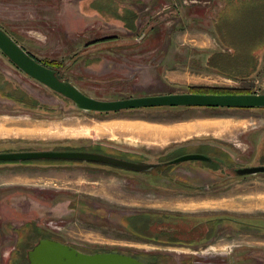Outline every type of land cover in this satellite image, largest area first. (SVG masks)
Segmentation results:
<instances>
[{
	"label": "rangeland",
	"instance_id": "1",
	"mask_svg": "<svg viewBox=\"0 0 264 264\" xmlns=\"http://www.w3.org/2000/svg\"><path fill=\"white\" fill-rule=\"evenodd\" d=\"M220 6L218 0H0V27L61 79L96 99L189 92L191 86L264 93V46L254 51L256 64L248 73L233 77L204 67L206 52L221 50L212 31ZM175 121L195 126L149 142L148 124ZM263 128L264 108L80 110L0 51V152L66 147L93 152L88 145L96 142L104 147L98 152L156 153L191 135L229 144L207 154L215 160L212 166L233 167L250 163L246 137ZM92 163L97 162L0 161V264H28L27 251L42 238L89 252L127 251L147 264H264V234L256 225L235 231L201 220V196L206 193L196 191L184 199L187 195L180 191L145 192L127 171ZM231 183L244 190L241 194L258 186V197L264 196V173ZM193 201L201 207L191 208ZM239 207L234 211L240 214L256 212L254 203ZM194 212L200 219L187 224L185 217ZM209 224L216 237L207 246L190 248L182 244L184 238L171 237L173 231L182 236L206 232ZM248 248L258 250L259 260L232 261V255Z\"/></svg>",
	"mask_w": 264,
	"mask_h": 264
},
{
	"label": "water",
	"instance_id": "2",
	"mask_svg": "<svg viewBox=\"0 0 264 264\" xmlns=\"http://www.w3.org/2000/svg\"><path fill=\"white\" fill-rule=\"evenodd\" d=\"M0 51L23 73L52 91L69 99L80 110L97 113L116 112L125 109L155 106H197L222 108H264V93H194L174 92L142 95L123 99L102 100L84 94L67 80L60 79L56 71L30 56L11 36L0 28ZM40 159L79 160L97 162L132 170H145L150 165L124 160L98 152L80 150H27L0 152V161H26ZM208 160L201 153L183 154L171 160L178 163L185 160ZM237 175L264 172V165L241 166L235 169ZM28 264H147L124 253H86L51 238H42L27 251Z\"/></svg>",
	"mask_w": 264,
	"mask_h": 264
},
{
	"label": "flooded vegetation",
	"instance_id": "3",
	"mask_svg": "<svg viewBox=\"0 0 264 264\" xmlns=\"http://www.w3.org/2000/svg\"><path fill=\"white\" fill-rule=\"evenodd\" d=\"M58 74V72H57ZM152 95V94H148ZM203 147V148H201ZM219 148L220 150H223L224 148H228L229 144H227L224 141H215L212 138H193V139H184L182 141H174L173 143H170L164 147H162V150L151 153L149 151L141 150V151H134L130 149H126L125 151L121 150H112L107 149L102 152H98L96 150H91L93 152L103 153L110 156H115L124 160L137 162V163H145L150 165L148 169H145L143 171H134V170H126L119 167L110 166L107 164H98V163H92L93 166H110L112 167V171H127L128 173L134 175L137 177L136 181L140 183L143 187H146L145 192H148V190H151L152 192H185L187 196L184 197V199H189L194 196H190L193 192H201L206 193L203 194L201 197H205L208 195V192H213L218 194V187L221 186L224 182H231L234 179L242 178L243 175H236L235 169L241 166H245L244 164L235 165L233 167L231 166H222V167H214L212 164L215 160L211 159L210 156H208L207 151H211L212 149ZM224 147V148H223ZM201 148V149H199ZM80 151H82L80 149ZM90 152V150H89ZM188 153H201L206 156H208V160H185L178 163H171L170 161L175 159L176 157L188 154ZM264 152L261 151V154ZM259 154V156L261 155ZM257 157L256 152L250 159V163H247L246 165H264V159L256 158L257 163H251L253 162V158ZM224 159V158H223ZM203 161V162H201ZM198 162V163H197ZM90 164V163H89ZM231 167V168H230ZM264 172L256 173V175L262 174ZM119 175V174H118ZM244 176H248L247 174ZM258 187V186H257ZM259 188V187H258ZM189 195V196H188ZM213 195V194H212ZM199 197V196H198ZM207 197V196H206ZM102 202V201H101ZM84 205L89 206V203H84ZM92 205V204H91ZM93 206V205H92ZM96 206H100L99 203L96 204ZM94 207V206H93ZM185 215V214H184ZM201 216V215H200ZM241 217H234L231 215L225 216L224 219H221L220 221L215 220L214 222L218 223L217 227L225 226L229 227L231 230L237 231L241 227H250V228H257L260 230V234H264V214L260 211H256L252 213L251 215H240ZM194 217L198 216H192V214H188L185 218V222L187 224H195ZM193 218V219H192ZM199 218V217H198ZM200 219V218H199ZM178 219L175 218L174 223H178ZM201 220L203 222H207L203 217H201ZM213 222V223H214ZM204 227V224H201ZM256 225V226H255ZM253 226V227H252ZM255 226V227H254ZM210 227L213 228V226L208 225L207 231L203 233L198 232H185L182 236L181 234H178L177 232H171V237L175 240L179 237L184 238L186 241H182V244L186 245L187 247H194V245H204L207 246L208 243L215 238L213 234L214 231L210 232ZM216 227L217 230H220ZM218 232V231H217ZM182 240V239H181ZM189 240H193L192 243H189ZM161 242V241H160ZM203 248V247H202ZM83 252L86 253H93L89 252L88 250H84ZM103 252V251H99ZM108 252V251H104ZM112 252H118V253H124L127 255H131L136 257L133 253L127 252V251H112ZM195 253V251H193ZM258 250L255 248H248L243 249L239 251V255H232L231 257L234 258L232 261L235 263L237 259L239 258H250L254 257L257 258ZM137 258V257H136ZM213 264H219L217 261Z\"/></svg>",
	"mask_w": 264,
	"mask_h": 264
},
{
	"label": "trees",
	"instance_id": "4",
	"mask_svg": "<svg viewBox=\"0 0 264 264\" xmlns=\"http://www.w3.org/2000/svg\"><path fill=\"white\" fill-rule=\"evenodd\" d=\"M213 27L215 34L226 47V50L223 52L214 51L208 55L206 54L204 67L219 74L233 77L237 76V74L248 73L250 71L249 69L253 68L254 64H256L254 51L264 46V0H226L224 8L213 21ZM26 52L37 60L31 53L28 51ZM39 62L49 68L52 67L41 61ZM56 75L58 76L57 71ZM189 89V92L194 93H248V90L243 91L244 89H240V91H229L217 87L191 86ZM88 147L97 151L104 148L103 144L96 142L89 143ZM58 150L70 149L66 147ZM47 160L61 161L56 159ZM58 241L62 242L61 240Z\"/></svg>",
	"mask_w": 264,
	"mask_h": 264
},
{
	"label": "crops",
	"instance_id": "5",
	"mask_svg": "<svg viewBox=\"0 0 264 264\" xmlns=\"http://www.w3.org/2000/svg\"><path fill=\"white\" fill-rule=\"evenodd\" d=\"M207 1H210V0H207ZM218 1L221 3L220 9H219V12H220L224 8V6L226 4V0H218ZM234 1H236V0H234ZM212 31H213V35H214V38H215L214 40L216 41V43L219 44L221 50H208L206 52L207 55L209 53H211V52H214V51L223 52L224 49L226 50V47L221 43V41L218 39L217 35L215 34V30H214L213 25H212ZM205 60L206 59H203V64H205ZM229 122L230 121H226V124H228ZM245 124L246 123H240L239 126L245 127L246 126ZM148 126H149V133L147 135V138L150 139L149 142L150 143H157L158 139L160 140L162 138H165V137L169 136L170 132L175 131L177 134H179V133H183V132L187 131V129H189V128H192V127L194 128L195 123H193V122L190 123L188 121H175V122L170 123V125H166V124H153V125H150V124H148ZM179 126H182V127H179ZM172 127H176V128L172 129ZM194 136H196V135H194ZM192 138L195 139V138H198V137H193V136L189 135V136H186L185 138H182L180 140H174V141H182L184 139L186 140V139H192ZM246 138H247L246 140H248L249 143L251 144L250 148H251V151H252V156H253V153H255V152H256V156H257V157H254L252 159L253 162H251V163H257L256 162V158L260 157L259 154H261V151L264 152V128L263 129H255V130L249 131V133H248ZM252 156H251V158H252ZM245 166H250V165L249 164L248 165L245 164ZM236 180L239 181V180H241V178L234 179L231 182H236ZM231 182H224L223 184H221V186L218 187V189H217V191H218L217 195L208 194L207 197L206 196L203 197L202 207H201V205L200 206H195L197 204L194 203V201H193L191 208L201 207L202 208V212H203V213H201V216L208 223H210L211 221H215V220L220 221L221 219H224L225 216H227V215H231V216H234V217H241L240 215H245L246 216L247 214H243V213L240 214V212L234 211L235 210L234 208H235L236 205L241 206V207H239V209L240 208L242 209V208H247V205L249 203H251V204L254 203V206H255L254 208H256V211L258 210V208H259V210H263L264 211V196H263V198L258 197V195H260V194L256 193L258 191V187L257 186H255V189H257V190H255L253 188H251V190H249L250 194H248L249 192H247L245 194L244 193L241 194L240 192H244V190L238 184H233L232 185ZM229 183H231V186L228 185ZM226 187L228 188V190H227ZM239 187L241 189H239ZM239 190H241V191L239 192ZM261 195H263V194H261ZM242 203H244L243 206H242ZM195 213L196 212L191 213L192 216H194V215L197 216L198 215V214H195ZM250 258L252 259V261L254 259L259 260L258 257L254 258L252 256ZM243 260H247V258L244 259V258L241 257V258L237 259L236 261L238 262V261H243Z\"/></svg>",
	"mask_w": 264,
	"mask_h": 264
}]
</instances>
